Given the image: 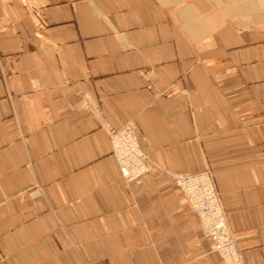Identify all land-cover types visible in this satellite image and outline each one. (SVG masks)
Segmentation results:
<instances>
[{"label":"crops","instance_id":"crops-1","mask_svg":"<svg viewBox=\"0 0 264 264\" xmlns=\"http://www.w3.org/2000/svg\"><path fill=\"white\" fill-rule=\"evenodd\" d=\"M203 170L264 264V0H0V264H222L173 182Z\"/></svg>","mask_w":264,"mask_h":264},{"label":"built area","instance_id":"built-area-1","mask_svg":"<svg viewBox=\"0 0 264 264\" xmlns=\"http://www.w3.org/2000/svg\"><path fill=\"white\" fill-rule=\"evenodd\" d=\"M102 127L109 137L111 155L125 182L139 183L143 176L156 170L147 158L151 149L146 140L138 136L133 123L114 128L104 122ZM173 182L181 190L197 219L210 251L219 256L222 264H243L235 238L228 228L212 173L209 170L181 173L174 177Z\"/></svg>","mask_w":264,"mask_h":264}]
</instances>
